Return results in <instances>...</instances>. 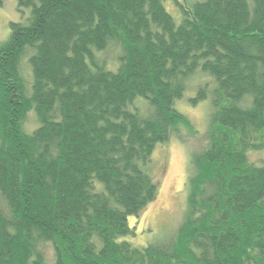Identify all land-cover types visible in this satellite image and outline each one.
<instances>
[{
    "label": "trees",
    "instance_id": "1",
    "mask_svg": "<svg viewBox=\"0 0 264 264\" xmlns=\"http://www.w3.org/2000/svg\"><path fill=\"white\" fill-rule=\"evenodd\" d=\"M166 1L16 0L27 13L0 43V264H264V160L249 158L264 150V0H171L179 23ZM198 72L212 91L189 100L209 98L210 130L181 222L133 246L154 148L193 131L177 102Z\"/></svg>",
    "mask_w": 264,
    "mask_h": 264
},
{
    "label": "rangeland",
    "instance_id": "2",
    "mask_svg": "<svg viewBox=\"0 0 264 264\" xmlns=\"http://www.w3.org/2000/svg\"><path fill=\"white\" fill-rule=\"evenodd\" d=\"M179 1L191 3L195 0ZM165 6L175 22L179 23V8L171 0H167ZM26 13L27 10H23V13L18 11L16 0H0V43L8 37L9 23L22 20ZM106 59L111 63V54H108ZM24 71L27 73V68ZM203 86L212 91V80L206 73L198 72L189 79L183 98L177 102L178 110L186 115L193 131L181 128L180 136L183 141L173 138L157 145L152 152L150 173L157 184V196L137 216L128 218L135 234L126 238L133 246L142 247L159 242L172 234L181 222L186 201L185 184L193 174L191 154L205 143V135L210 130L212 106L209 98L195 104H191L189 100L195 96L196 90ZM31 113L26 115L24 122L28 130L36 125ZM249 158L256 163L261 162L264 160V150L250 153Z\"/></svg>",
    "mask_w": 264,
    "mask_h": 264
}]
</instances>
